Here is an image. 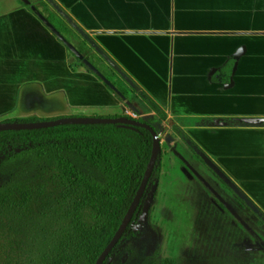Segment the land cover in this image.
Returning a JSON list of instances; mask_svg holds the SVG:
<instances>
[{
	"label": "crops",
	"instance_id": "0c3cea01",
	"mask_svg": "<svg viewBox=\"0 0 264 264\" xmlns=\"http://www.w3.org/2000/svg\"><path fill=\"white\" fill-rule=\"evenodd\" d=\"M79 2L75 12L66 6L72 18L127 73L149 74L147 92L167 119L212 118L183 128L211 133L210 155L246 193L239 174L264 164V125L240 122L264 118V0H88L86 13ZM97 3L109 24L101 31L86 21ZM231 57L230 82L212 81ZM135 104L154 113L137 96L119 99L95 73L72 69L65 43L28 6L0 13V118L88 116L93 108L121 116Z\"/></svg>",
	"mask_w": 264,
	"mask_h": 264
},
{
	"label": "trees",
	"instance_id": "16d2710c",
	"mask_svg": "<svg viewBox=\"0 0 264 264\" xmlns=\"http://www.w3.org/2000/svg\"><path fill=\"white\" fill-rule=\"evenodd\" d=\"M46 4L28 7L44 23L51 24L56 33L67 31L66 24L55 20L54 14L46 10L49 8ZM69 19L77 23L71 16ZM78 32L87 44L96 45V40L86 30L79 29ZM65 45L72 58L76 53L68 44ZM98 47L103 53L101 58L115 63L102 47ZM79 51L82 53V48ZM75 57L81 59L78 54ZM237 61V57H231L212 75V81L230 82ZM71 66L91 71L83 62L76 67L71 60ZM105 85L109 87L106 82ZM131 86L153 112L165 117L162 108L146 92H138L134 82ZM92 116L117 115L94 113ZM53 119L57 118L31 117L5 122L35 123ZM208 119L212 118H182L180 121L183 126H192ZM153 147L154 139L148 129L131 128L120 123L63 124L42 129L0 131V216H17L19 219L27 215L33 201L46 196L45 178L48 173L57 178L61 188L55 196L57 204L52 211L55 214L49 228L26 233L17 260L11 257L7 264H95L133 205ZM197 150L202 153L201 147ZM161 173L162 154L159 151L148 186L131 222L103 264H110L113 256L132 236L145 198L157 187ZM229 180L231 184H227L236 202L264 222L263 210L234 180ZM43 222L41 217L38 223L33 222L32 226L23 228L29 230ZM146 264L176 262L170 258L150 259Z\"/></svg>",
	"mask_w": 264,
	"mask_h": 264
},
{
	"label": "rangeland",
	"instance_id": "374dc122",
	"mask_svg": "<svg viewBox=\"0 0 264 264\" xmlns=\"http://www.w3.org/2000/svg\"><path fill=\"white\" fill-rule=\"evenodd\" d=\"M75 1L46 0V4L45 0H0V13L13 7L46 4L50 8L46 10L54 14L55 20L67 26V31L56 33L52 25L46 23L62 42L80 56L81 59H78L74 53L70 58L76 67L81 62L85 63L86 68L91 69L89 72L95 73L104 84L106 82L121 100L127 99L128 102L129 97H138L132 90L131 82H134L138 92H146L157 103L144 84L148 83L145 75L149 74L127 73L114 60L115 63H112L101 58L103 53L98 43L92 46L86 43L78 32L85 29L69 19L71 13L68 7L75 12ZM97 4L96 14L86 21L92 22L91 27L101 31L109 24L102 3ZM78 6L81 13L80 7L86 13L90 4L88 0H80ZM162 11L159 9V19H162ZM134 106L138 112L129 108L130 112L122 116L141 119L157 130L161 143L162 173L157 187L145 198L132 236L113 256L110 264H146L150 259L167 258L173 259L176 264H264V222L236 202L227 184H231L230 176L217 164L221 162L210 155H215L216 148L214 140L210 139L211 133L205 131L200 134V129H194L189 134L181 121L169 120L167 115L161 118L155 112L148 115L144 107ZM93 109L99 111H94L96 114L102 110ZM6 120L0 118V123ZM197 147H206V150L202 148L201 153ZM255 163L243 172L252 181L247 182L241 174L239 181L246 193L264 206V164ZM45 180L46 196L36 198L27 215L19 219L17 216H0V264H7L11 257L17 260L26 233L49 228L55 214L52 211L57 204L55 196L61 188L52 173H48ZM41 217L44 222L40 226L36 224L29 230L23 228L25 225L32 226L33 222L38 223Z\"/></svg>",
	"mask_w": 264,
	"mask_h": 264
},
{
	"label": "water",
	"instance_id": "95a60500",
	"mask_svg": "<svg viewBox=\"0 0 264 264\" xmlns=\"http://www.w3.org/2000/svg\"><path fill=\"white\" fill-rule=\"evenodd\" d=\"M240 122L251 123L254 125H264V118L245 119ZM113 123H120L124 126H128L131 128L145 127L151 132L153 136L154 147H153L152 156L147 166L145 176L138 189V192L135 196V199H134V202H133V205L130 211L126 214L120 228L118 229V231L116 232V234L114 235L110 243L102 251L101 255L99 256L95 264H103L104 261L107 259V257L111 254V252L113 251L117 243L120 241V239L124 235L129 223L131 222L133 213L138 207L140 200L143 197V194L148 186L149 179L152 174L153 168L156 164L159 151L161 150V143H160V138H159V134L157 130L154 128V126H152L148 122H144L139 119L130 118L126 116H114V117L113 116H79V117H63V118H57L53 120H43V121H39L35 123H8V122L0 123V131L42 129V128L54 127V126L63 125V124H113ZM223 124H226V123H223Z\"/></svg>",
	"mask_w": 264,
	"mask_h": 264
}]
</instances>
